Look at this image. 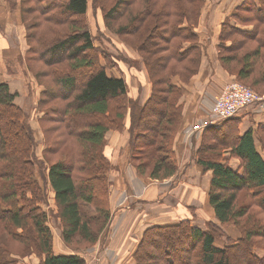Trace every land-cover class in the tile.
<instances>
[{
  "label": "trees",
  "instance_id": "trees-1",
  "mask_svg": "<svg viewBox=\"0 0 264 264\" xmlns=\"http://www.w3.org/2000/svg\"><path fill=\"white\" fill-rule=\"evenodd\" d=\"M5 1L21 22H33L24 60L43 88L37 110L46 162L36 153V134L15 101L17 92L0 81V264H18V257L32 254L42 264H86L81 254L101 241L113 221L109 131L126 132L123 149L139 178L163 182L179 173L175 137L183 120V89L176 79L189 83L199 72L196 28L206 0ZM90 5L138 53L152 85L144 104L129 95L124 78L109 73L117 59L96 45ZM217 50L227 73L263 92L264 0H244L225 18ZM85 113L91 118L82 120ZM152 115L159 117L156 124L147 120ZM240 124L234 116L206 126L195 152L203 171L212 172L207 196L218 223L195 225L190 206V215L179 221L143 231L135 264H264L256 252L264 250V158L255 145L256 133L264 151V127L241 135ZM233 158L240 162L237 170L230 166ZM48 185L72 254L55 251L44 208ZM224 225L236 228L239 237L225 234ZM223 236L225 244L218 243Z\"/></svg>",
  "mask_w": 264,
  "mask_h": 264
},
{
  "label": "rangeland",
  "instance_id": "rangeland-1",
  "mask_svg": "<svg viewBox=\"0 0 264 264\" xmlns=\"http://www.w3.org/2000/svg\"><path fill=\"white\" fill-rule=\"evenodd\" d=\"M206 1L208 8L216 6V3L219 2L216 0ZM0 2V81H6L7 83H9L10 90L13 93L17 92V98L15 101L25 111L26 122L35 131L37 139L36 153L41 160H44V156H42V151L45 149L44 134L39 126L38 117L40 115V112L37 110L36 105L37 102H39V95L42 87L37 84L32 73L28 70L26 62L24 60V54L27 49L25 37L29 33L28 26H31L33 22H21L18 11L12 10L5 0H0ZM217 5L219 9L220 5L222 6V4ZM88 17L90 20L92 32L96 38V45L99 48L110 52L114 56V60L117 59L118 67H121L119 71L118 67H114L112 70L119 76L121 75L123 78L126 77L128 81V93L131 97L138 95V92L140 93L141 87H144L143 83L141 82L142 78L140 65L142 66V63L138 53L128 45H126L119 36L105 27L101 13L99 11L95 12L92 8V5H90L88 9ZM121 22H126V20H122ZM200 34L202 35V32ZM124 59H127V61ZM130 59H135L136 61L132 64H129L128 60L130 61ZM124 72H126L127 74ZM129 72H133L134 76L129 75ZM109 73L112 74L111 71H109ZM135 73L137 74L136 76ZM229 75L233 76V78L229 79V81L225 85H230L232 83L240 84L248 93L250 92L249 94L252 93V95L256 97V99H258V101L254 102L253 105H262L264 107V90L260 94L250 85L249 81L242 82L238 80L235 75ZM223 84L224 83L221 78L218 82H215V84L213 85L217 90V94L214 96L215 98H210L204 108L197 110L195 115L191 116L193 117L192 124L188 131L191 134L196 133L193 134V136H200V140L202 138V131L204 129L203 126L205 125V123H208L210 121L217 123V117L215 116L213 106H215V101H217L222 96L226 88ZM253 105L249 106L248 108L252 107ZM157 108H160V106H157ZM245 115L246 111L235 116H240L242 121V118H244ZM89 117L91 118V116L85 113L82 114L80 118L82 120H86ZM158 119V116L153 115L147 118V120H149L150 122L152 121L155 124L158 122ZM198 128H201L200 131ZM180 129H182V124L179 130ZM191 130L193 133L191 132ZM211 142L213 143L214 141L212 140ZM197 147L198 146L196 145V148ZM211 150L209 153L215 156L216 153L213 149ZM179 151L183 152V154H181L182 158L183 156L187 155V159H189V151L187 154L185 153L187 151L185 149L180 150L179 148ZM124 152L125 150L123 149L119 152L116 151V148L111 150V159L114 162L115 166H113L109 172V179L111 182V194L113 195L114 203H116L114 204V206H112L115 215H113V221L108 228V233L106 229L105 232L107 234L103 233L100 236L102 238V243L107 241L106 245H108L112 240L110 236L112 237L113 235H115V238L117 239L118 231L125 230V234L128 233L129 224L135 221V219H132V216H134V214L136 215V219H138L139 221L133 229V235L139 234L140 237V233H142L143 230L148 226L157 225L159 223L163 225L174 223L184 218L186 215H190V213L192 212L189 207L192 203H185L181 200L179 201L175 197L173 192L175 187H170L171 181H158L159 183H161V185L157 183L156 185H152L151 182L155 180L151 178L142 180L136 177L132 179V176H128V174L125 173L124 170L127 158V154L126 152L124 154ZM181 155L179 157L180 159ZM44 161L46 162V159ZM46 166H48V164H46ZM127 168L129 169V166ZM145 174L148 175V171H146ZM143 182L147 184L149 183V185H151L147 186ZM170 189H172L173 191L171 192ZM243 196L244 194H240L239 200H241ZM205 200V195H200V214L197 213L198 216H196V210L192 214L195 218L194 220L192 219L193 223L202 225V228L206 227V221H211L210 219H206L211 217V213L209 212V206L207 205V202ZM54 202L53 191L50 185H48V203L44 205V208L49 214L48 224L55 236V251L56 253L72 254L75 251L67 246L62 240L61 230L55 218L56 211H54ZM130 210H133L134 212ZM92 213H94V211ZM221 227L223 228L225 234H231L234 230L232 226L228 225H224ZM127 238L130 239V237ZM220 239V244H225V236ZM102 243L100 245V242H98L99 245L96 244L95 246L98 245L100 246V248H102ZM81 244L82 246L85 245V243ZM94 247L88 250V254L86 252L84 253V255L81 254V256H84L85 259L86 256H88L89 264H109V261L103 263V259H114L115 256H109V254L111 253L109 250H107V248L105 251V255H103V258L100 259V255L98 252H92ZM103 249L104 248H102V250ZM102 252H104V250ZM18 260V264H42L41 258L36 254L25 257H18ZM114 262H118L117 259ZM88 263L86 261V264Z\"/></svg>",
  "mask_w": 264,
  "mask_h": 264
},
{
  "label": "crops",
  "instance_id": "crops-1",
  "mask_svg": "<svg viewBox=\"0 0 264 264\" xmlns=\"http://www.w3.org/2000/svg\"><path fill=\"white\" fill-rule=\"evenodd\" d=\"M216 1H219L220 3L217 2L216 6L214 7L212 6L209 8L206 1L205 6L201 13L199 26L196 28V32L200 37V47L202 48V57H201L199 72L192 77L189 83H180L179 80L176 79V82L179 83L183 89V95L180 99V103L182 104L183 121H182V129L179 130L178 134L175 137V149L178 151V155H179L178 157H180V155L183 154L182 151L181 152L179 151V148L180 150L183 149L187 150L185 152L186 154L189 151V159H187V155L183 156V158L181 155V159L179 158V164H180L179 173L173 180L169 179V182L171 181L170 187H175L174 191L171 190V192L172 191L174 192L175 197L179 201L181 200L182 202L185 203H192L190 206L195 208L196 216H198L197 213L200 214L199 211H201V203L199 202L200 195H205L206 197L205 201L207 202V205L209 206V212L211 213V217L206 219H210L214 223H218V221L216 220L213 211L211 210L212 208L208 204V196H207V192L209 190L210 181L212 177V172L211 171L204 172L201 166H199L198 163H196L197 161L195 159V152L200 145V136L198 135L193 136V134L196 133H193L191 130V132L193 133L191 134L189 133L188 129L192 124L193 117L191 116L195 115L197 110L204 108L206 103L210 100V98L212 99L215 98L214 96L217 94V90L213 86L215 82H218L219 79L221 78L224 83L223 85H225L229 81V79L233 78V76L229 75L225 70H223V68L219 63L217 45L219 44V34H220L222 22L225 20V18L231 17L235 13L237 7L241 5L244 0H216ZM217 4H222V6L220 5V9L218 8ZM201 32L202 35L200 34ZM140 69H141V78H142L141 82L143 83L144 87L143 88L141 87L140 93L138 92V95L132 97L138 99L140 104H144L151 95L152 85L143 64L142 66L140 65ZM111 72L112 75H114L115 77L123 78L121 75L119 76L113 70ZM129 75L134 76V73L129 72ZM136 75L137 74L135 73V76ZM124 79L126 82H128L126 77ZM42 92H43V88L41 89L40 94ZM259 126L264 127V107L262 105H257V106L253 105L252 107L246 110V115L244 118H242L239 127L240 134L243 135L248 130L255 131L256 128H258ZM125 133L123 132L121 134L112 130L107 133V140L109 142L108 156L113 166L115 165L111 159V150L116 148V151L119 152L120 150L123 149V147L127 146ZM196 145L198 146L197 148ZM255 145L261 156L264 158V151L262 149V146L259 142L256 133H255ZM125 164L127 167L129 166V169L125 166L124 168L125 173H127L128 176H132V179L134 177L139 178L136 175L135 167L133 166V164L128 162L127 158ZM239 165L240 162L238 159L233 158L230 160V166L233 169L237 170L239 168ZM151 183L152 185H156V183L161 185V183L157 181H152ZM144 184L147 186L151 185V184L149 185V183L148 184L144 183ZM154 187H158V186H154ZM115 203H114L113 195L111 194L110 204L113 215H115V213L113 212L112 206H114ZM132 219H135V221L129 224L128 233L125 234V230L118 231L117 239L119 240H117L115 238V235H113L112 237L110 236L112 240L108 245H106L107 241L103 243L99 241L100 245L102 243V248H104L103 249L104 252H102L103 250L102 248H100V246H98L99 245L98 243H97L98 245L93 248L92 252L94 251L98 252L100 255V259L103 258V255H105L106 248L111 253L109 254L110 257L115 256L114 259H110V260L104 258L103 263L109 261V264H135L133 254L138 246L140 237L139 234L133 235V229L135 228L139 220L136 219L135 214L134 216H132ZM194 219L195 218H193V220ZM194 224L199 227H202V225H198L196 223ZM159 225H163V224L159 223ZM148 227H146L145 229H147ZM233 229H234L233 232L228 235L234 239H237L239 237V233H238L239 231L234 227ZM127 237H130V239ZM218 243L220 242L218 241ZM256 252L258 255H264V250H257ZM116 259L118 262H114ZM86 261L88 263V256H86Z\"/></svg>",
  "mask_w": 264,
  "mask_h": 264
},
{
  "label": "built area",
  "instance_id": "built-area-1",
  "mask_svg": "<svg viewBox=\"0 0 264 264\" xmlns=\"http://www.w3.org/2000/svg\"><path fill=\"white\" fill-rule=\"evenodd\" d=\"M225 87L222 96L215 101V106H213L217 122L242 113L249 106L253 105L254 102L258 101L252 93L249 94L250 92L248 93L240 84L232 83L230 85L227 84ZM213 123V121H210L205 123L203 127L205 128ZM201 128H198L199 131Z\"/></svg>",
  "mask_w": 264,
  "mask_h": 264
}]
</instances>
